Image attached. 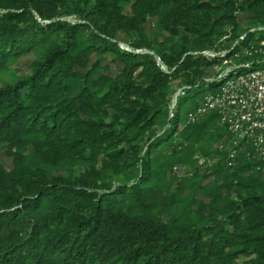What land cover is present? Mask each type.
I'll use <instances>...</instances> for the list:
<instances>
[{
    "label": "trees",
    "instance_id": "16d2710c",
    "mask_svg": "<svg viewBox=\"0 0 264 264\" xmlns=\"http://www.w3.org/2000/svg\"><path fill=\"white\" fill-rule=\"evenodd\" d=\"M238 13L264 32V0H0V69L42 50L30 75L0 85V264H264V194L221 208L199 204L196 222H165L147 201L160 169L155 153L183 146L172 137L227 134L215 113L194 125L185 117L217 88L204 78L221 63L191 53L228 49L258 32L241 31ZM150 20L178 39L172 50L149 38ZM226 26L230 36L221 41ZM120 35L134 36L132 50L146 52L121 50ZM107 53L121 71L89 85L93 54ZM180 79L190 87L188 102L180 97L169 119ZM25 148L35 152L32 166L19 152ZM2 155L12 158V171ZM118 174L128 182L114 184Z\"/></svg>",
    "mask_w": 264,
    "mask_h": 264
},
{
    "label": "rangeland",
    "instance_id": "374dc122",
    "mask_svg": "<svg viewBox=\"0 0 264 264\" xmlns=\"http://www.w3.org/2000/svg\"><path fill=\"white\" fill-rule=\"evenodd\" d=\"M239 29L242 31L259 28L260 24L254 23L252 16L247 14H237ZM73 21L72 17L66 18ZM146 33L150 39L154 40L159 48L170 51L178 39L171 37L155 20H150L146 24ZM230 27H224L226 33L221 41L230 36ZM264 32L258 31L252 35L251 40L262 36ZM134 36L120 35L117 43L121 50L131 49L130 42ZM41 49L34 53L20 58L17 62L9 63L5 69H0V85L11 84L15 80L30 75L38 59ZM92 62L96 65L89 85L98 83L100 77L105 75L114 77L118 74L123 65L114 54H93ZM216 70H209L206 77H212ZM246 72V69L241 71ZM236 74L225 80H234ZM184 85L183 79L173 82L169 98L171 99L176 89ZM188 102L181 97L179 103L183 105ZM164 128L161 124L152 129V132L159 136ZM216 131L217 129L214 128ZM148 135L143 137L139 143L142 149L146 148ZM175 146L176 142L183 143L175 151L171 146L162 147L155 156L159 159L160 165L158 177L154 179L147 201L153 215L165 222L172 220L183 221L199 220L198 205H208L215 203L218 208L223 207L231 200H236L240 195L247 196L253 193L264 194V164L257 167L246 166L241 161H236L234 165L227 163V151L220 147L222 140L207 137L198 142L186 141L177 134L172 137L169 143ZM27 158V165L32 166L37 160L35 152L31 148L19 150ZM1 163L7 171L14 169L13 160L2 155ZM56 175L68 176L66 170L55 171ZM128 179L124 174L114 177V184L127 183Z\"/></svg>",
    "mask_w": 264,
    "mask_h": 264
},
{
    "label": "built area",
    "instance_id": "2783aa9c",
    "mask_svg": "<svg viewBox=\"0 0 264 264\" xmlns=\"http://www.w3.org/2000/svg\"><path fill=\"white\" fill-rule=\"evenodd\" d=\"M263 28L249 29L248 33ZM127 51L144 53L145 50ZM208 60H221L215 74L204 78L209 84H216L214 91L206 92L197 107L187 113L186 125L200 123L207 115L215 113L218 124L227 134L220 147L227 151V163L235 164L239 155L248 160L264 159V39H249L247 32L235 39L228 49L216 47L191 53ZM157 65L166 70L159 57ZM246 69L245 73L241 71ZM236 74L234 80H225ZM189 86H182L174 92L168 107L171 119L177 108L178 99L185 95Z\"/></svg>",
    "mask_w": 264,
    "mask_h": 264
}]
</instances>
